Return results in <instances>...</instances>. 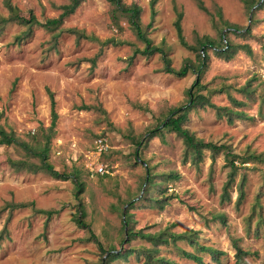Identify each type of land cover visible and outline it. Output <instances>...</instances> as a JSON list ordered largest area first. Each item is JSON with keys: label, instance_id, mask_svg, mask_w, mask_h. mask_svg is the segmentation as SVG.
<instances>
[{"label": "rangeland", "instance_id": "rangeland-1", "mask_svg": "<svg viewBox=\"0 0 264 264\" xmlns=\"http://www.w3.org/2000/svg\"><path fill=\"white\" fill-rule=\"evenodd\" d=\"M4 1L0 0V16L5 18L9 12ZM7 1L19 16L27 18L31 12L38 22L55 17L57 7L68 2ZM121 1L140 8V24H149L147 37L164 47L174 69H180L186 59L195 61L194 51L177 38L173 22L178 12L187 45L195 46L204 36L219 42L225 23L237 26L241 33L249 27V33L242 35L226 30L224 38L232 44H247L250 54L237 50L231 59L223 60L207 49L199 78L203 85L199 93L214 106L231 110L232 122L217 118L214 108L198 104L186 112L181 127L194 138L226 145L237 158L264 155V0H200L205 11L195 0H153L152 17L151 0ZM117 18L115 26L106 0H84L59 28L46 30L34 24L18 42L15 36L25 25L0 23V126L29 146L43 147L45 160L54 170L74 175L81 183V191L75 193L70 176L13 171L7 159L37 164V157L25 155L24 148L15 144L0 146V229L5 224L7 230V237L0 241V264H99L104 254L95 240L105 250H121L124 258L108 264H142L136 251L149 243L137 238L120 242L124 237L121 209L131 199L133 206L126 210L133 231H194L198 244L224 253L220 264H238L234 244L247 252L242 256L245 264H264V162H243L228 188L229 200L221 202L229 168L224 151L212 159L203 150L197 165L183 162V142L165 130L162 137L147 143L142 138L136 145L168 110L189 100L187 90L196 89L191 87L195 74L188 70L176 77L162 72L157 53L136 54L127 62L132 50L143 44L126 17L118 14ZM68 28L95 39L77 38ZM48 92L56 114L52 129L48 128ZM238 111L245 118L234 117ZM143 162L171 196L162 210L136 199L145 183ZM168 172L178 177L162 180ZM150 194H157L155 186ZM20 202L31 205L9 208ZM37 210L52 213L47 217ZM78 215L87 228L76 224ZM218 215H223L224 223ZM176 244L193 251L185 241ZM157 248V255L195 264L179 257L170 245ZM198 254L203 264H215L209 254Z\"/></svg>", "mask_w": 264, "mask_h": 264}, {"label": "trees", "instance_id": "trees-1", "mask_svg": "<svg viewBox=\"0 0 264 264\" xmlns=\"http://www.w3.org/2000/svg\"><path fill=\"white\" fill-rule=\"evenodd\" d=\"M84 0H68L66 4L60 5L57 8L59 9V13L55 17L46 18L42 22H38L34 15L29 12L27 18H24L22 16H19L16 12L17 9L15 6H12L9 4L7 0L4 1V7L8 10L9 14L4 18L0 16V23H4L6 21H15L17 23H20L22 25H25L24 31H22L19 35L15 36V40L18 42L30 33V27L34 24L39 25L43 27L46 30H54L60 27L62 24L64 18L72 14L75 9L79 6V4ZM197 7L203 11H205V8L202 6L200 0H195ZM106 2L110 6V20L112 23L117 26V17L119 15H123L126 17V21L129 25V28L133 32L135 38L139 40L143 46L141 49L134 48L132 50V55L129 56V58L126 60L129 62L131 58L138 54L145 57H148L154 53H157L160 56V59L162 61V67L161 71L167 74L174 75L176 77H182L186 74V72L189 70L193 74H195V79L193 80L191 87H196L194 91H191L190 89L187 90V94L190 97L189 100L186 101V103L182 106L172 108L168 110L167 115L160 121L159 124L156 126L147 129L143 136L135 141V144H140V141L143 138V143H147V141L153 137H162L163 131H169L176 134L181 141L184 144V153H183V162L186 160H189L190 163L193 165H197V163L201 160L202 151L208 150L210 157L213 159L214 155L220 152L221 150L224 151L226 160L225 164L229 167L227 171V177L224 181V184L222 185V191L220 193V201H228L229 195H228V188H230L233 185L234 182V176L237 172L238 168L243 162H246L248 159L252 161H259L264 162V155L263 154H248L247 156L237 158L235 154H233L226 145L224 144H215L210 141H203L201 139L194 138L193 135L185 128L181 127V123L185 119L186 112L193 108L196 105H202L206 104L212 108L215 109V115L217 118L224 117L225 121L228 123L232 122V114L233 112L225 107H217L208 102V98L204 95L199 93V89L202 88L203 85H199V78L202 74L205 62L208 57L207 55V49H210L213 54L216 57L222 58L223 60H229L232 58V56L236 53L237 50H244L247 54H250V49L247 44H232L228 40H226L225 37V31H232L235 34L242 35L243 33H249V27L242 28V33L240 32V29L235 26L228 23H225L226 30H220V40L219 42H215L212 39L204 36L202 38H199L196 40V45H187L182 40L181 35V29L179 25V20L181 18V13L178 12L176 14V18L173 22V26L176 31V35L178 40L182 44H184L186 47L190 48L194 51V57L195 61L191 62L190 60H185V64L180 69H174L170 66V60L166 55V51L164 47L161 44H152L151 40L147 37L146 30L149 26V24L146 25V27H142L139 21V11L140 8L135 4H124L121 0H106ZM153 0L150 1V16L152 17L154 14V11L152 9ZM67 32L74 33L77 38H84L88 40L95 39L92 36L84 35V33H79L75 29L68 28L65 29ZM107 40L106 42H108ZM115 44V42H112ZM48 98H49V109H50V122H49V129H52L55 124L56 114L53 111V105L54 100L52 97V94L48 92ZM230 98V97H229ZM230 100L233 103H236L237 105H241V102H236L234 99L230 98ZM234 117H237L238 119H243L244 114L241 111L234 112ZM49 139V134L44 136V140ZM15 144L18 146H21L25 150V155L27 156H35L38 159V163L34 164L32 162H28L26 159H18V160H12L7 159V165L13 170V171H19L23 170L25 172L30 173H36L38 171H46L50 175L57 176V177H65L68 178L69 176L73 178L74 184L76 185V192L78 193L81 191V183L78 182L75 179L74 175H68L63 172H58L54 170L46 160L44 156V148L43 147H32L27 145L25 142L20 141L17 137L13 135L12 132H6L1 126H0V146L4 145H10ZM135 158L136 151L134 152ZM238 159V164H234V161ZM138 160V159H137ZM143 165L145 167V176L143 177L144 187L142 189V192L139 196H136V199H141L145 202L146 206L149 208H154L157 210H162L164 205L167 204V201L169 198H171L170 195H166V187H161L160 184H157L158 182H155L149 174V168L147 167L146 163L143 162ZM178 175L174 172H168L165 173L162 177V180H168V179H175ZM155 186L157 194L155 196L150 194L151 187ZM134 199L128 200L125 202V207L121 209V228L122 232L124 234V237L120 240V242H129L133 239H140L144 240L149 243V246H140V250H137L136 256L142 257V264H179L176 263L168 258H165L164 256L157 255L158 246L160 245H170L172 246L177 255L179 257L188 259L195 264H203L201 256L198 254V252H205L210 255L211 259L215 262V264H220L219 256L224 254L222 251L213 249L210 247H206L203 245H200L195 240V232L194 231H184L180 233H174L170 232L166 229L149 233V232H143L141 229L138 230H131L130 227H128L130 215L127 213L126 208L133 206ZM27 205H31V202L29 204L27 203H14L9 206L10 209L15 207H25ZM192 209V208H189ZM37 212H43L46 214L47 217L52 213V211H42L37 210ZM219 220L224 223V217L223 215L217 216ZM7 218L5 219V221ZM76 224L81 228H87L86 223L83 221L82 216L78 215L76 217ZM7 237V230L5 228V224L0 229V241ZM90 238L94 239V236L90 234ZM177 241H185L188 245H190L193 249V251H186L182 248H179L176 246ZM96 245L98 249L104 254L101 262L99 264H108L114 260H122L124 258L123 254L121 253V250H105L101 244L95 240ZM234 258L235 262L238 264H245L242 261V256L246 255L247 252L240 247L236 246L234 244Z\"/></svg>", "mask_w": 264, "mask_h": 264}, {"label": "built area", "instance_id": "built-area-1", "mask_svg": "<svg viewBox=\"0 0 264 264\" xmlns=\"http://www.w3.org/2000/svg\"><path fill=\"white\" fill-rule=\"evenodd\" d=\"M263 78H264V76H263Z\"/></svg>", "mask_w": 264, "mask_h": 264}]
</instances>
